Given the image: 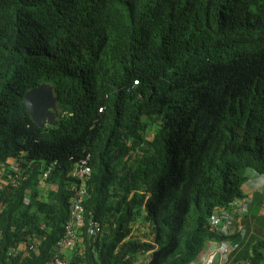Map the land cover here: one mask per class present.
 I'll list each match as a JSON object with an SVG mask.
<instances>
[{"label":"trees","instance_id":"trees-1","mask_svg":"<svg viewBox=\"0 0 264 264\" xmlns=\"http://www.w3.org/2000/svg\"><path fill=\"white\" fill-rule=\"evenodd\" d=\"M43 83L59 116L40 128L23 96ZM8 160L32 171L2 189ZM0 165V264L50 260L82 184L102 233L72 264H190L226 241L227 264H264V195L243 236L213 226L264 178V0H0Z\"/></svg>","mask_w":264,"mask_h":264},{"label":"built area","instance_id":"built-area-1","mask_svg":"<svg viewBox=\"0 0 264 264\" xmlns=\"http://www.w3.org/2000/svg\"><path fill=\"white\" fill-rule=\"evenodd\" d=\"M91 174L90 167L88 166V161H82L77 173L75 174L77 178L84 180L86 177H89ZM19 176L17 175L12 181L11 179L7 182H3L1 185L2 189L4 186H17ZM86 198V188L78 186L75 191L73 198L71 199V205L69 207V217L63 228V234L60 239L55 244V253L52 258L43 264H72L68 259L63 257V253L66 251H71L74 249L80 250L83 252L84 248L81 246L82 235L85 229V233L90 238L96 239L102 233V226L93 220H89L86 224L85 221V208L83 206L84 199ZM234 207H241L242 214L244 213V202L239 201ZM227 213V212H226ZM224 213L220 219L213 221V226L219 228L224 235H228L232 228V218L230 215ZM241 235L244 234V231L239 227ZM237 245L232 242L226 241L222 243L212 242L209 244V247L206 253L199 258L198 262L190 264H227L230 255L235 250ZM19 249L11 248L9 249L8 255L11 257H16L18 255ZM78 264H89V263H78Z\"/></svg>","mask_w":264,"mask_h":264},{"label":"water","instance_id":"water-1","mask_svg":"<svg viewBox=\"0 0 264 264\" xmlns=\"http://www.w3.org/2000/svg\"><path fill=\"white\" fill-rule=\"evenodd\" d=\"M23 102L37 126L40 128L47 125L55 126L58 108L52 86L43 83L28 90L23 96Z\"/></svg>","mask_w":264,"mask_h":264},{"label":"clouds","instance_id":"clouds-1","mask_svg":"<svg viewBox=\"0 0 264 264\" xmlns=\"http://www.w3.org/2000/svg\"><path fill=\"white\" fill-rule=\"evenodd\" d=\"M46 84V83H45ZM51 86V85H50ZM53 88V87H52ZM54 92V91H53ZM55 95V94H54ZM55 98H56V96H55ZM58 108V107H57ZM58 116H59V112H58ZM56 119H57V117H56ZM55 119V120H56ZM55 122V121H54ZM47 126H49V125H47ZM46 127V126H45ZM13 163H9V165H10V168H16L17 170H18V176H19V179L17 180L18 181V184H17V186H15L14 188H16V187H18V185H19V183L21 182V181H23V180H27L29 177H30V172L32 171V163H26V168L24 169V168H19L18 166H16V162L17 161H14V160H11ZM82 163V162H81ZM81 163L79 164V165H77V167H76V169L74 170V172H73V176H75L76 177V173H77V171H78V169H79V167H80V165H81ZM40 168H43V164H40ZM91 170V169H90ZM50 172H51V167H48L47 169H44V171H43V173H42V175H38V177H37V180L39 181V184H38V188H41V189H43V188H45V179L47 178V176L50 174ZM11 179V181L14 179L13 177L12 178H10ZM9 179V180H10ZM79 179V178H78ZM261 180H263V182H264V178H262L261 176H257V175H254V174H252L251 176H250V179H249V181L250 182H254V183H256V184H254V183H252L255 187L257 186V185H259V183L258 182H260ZM248 181V182H249ZM1 182V181H0ZM5 182H7V181H5ZM247 185V184H246ZM8 186V185H7ZM11 187H13V186H11ZM260 187H261V189H262V191H261V194L262 195H264V191H263V188H264V186L262 185V182H260ZM246 192V191H245ZM247 193V192H246ZM241 201H243L244 202V213L242 214V212H241V207L239 208V210H238V213H237V215L236 216H234V215H232L231 216V218H232V228H233V222L238 226V227H241L242 228V230L244 231V234H245V229H244V227H243V225H242V221H243V218L246 216V214H247V211H248V209L250 208V206L252 205V202H253V197L252 196H248V193L247 194H245V197H244V199L243 200H241ZM234 208H236V207H234ZM236 220H235V219ZM240 230V229H239ZM243 234V235H244ZM223 235H224V233H223ZM242 235V236H243ZM226 236V235H225ZM228 236V235H227ZM226 236V237H227ZM233 243V242H232ZM210 244V243H209ZM209 244L207 245V249H208V247H209ZM234 244V243H233ZM236 245V244H235ZM207 249H206V251H207ZM236 249V248H235ZM206 251H202V253H201V256H200V258L206 253ZM66 252H70L69 250L68 251H66ZM234 252V251H233ZM64 255V254H63ZM140 258H142V262H141V264H145L146 262H147V260H148V253H147V255L146 256H143V257H139V259ZM138 259V260H139Z\"/></svg>","mask_w":264,"mask_h":264},{"label":"crops","instance_id":"crops-1","mask_svg":"<svg viewBox=\"0 0 264 264\" xmlns=\"http://www.w3.org/2000/svg\"><path fill=\"white\" fill-rule=\"evenodd\" d=\"M8 163H13L11 160H8ZM14 164V163H13ZM1 166V165H0ZM1 180V179H0ZM252 183H254V182H252ZM254 184H256V183H254ZM251 186L252 187H255L253 184H251ZM244 190L248 193V196H252L253 197V193H256L257 192V190L256 189H254V190H252V188H250V187H248L247 185H245V187H244ZM245 192V193H246ZM246 193V194H247ZM148 231L147 230H144V229H142V231H141V233L142 234H144V233H147ZM135 233H136V231H135ZM64 255H67L68 254V252H64L63 253ZM141 262H142V260H138L135 264H141Z\"/></svg>","mask_w":264,"mask_h":264},{"label":"rangeland","instance_id":"rangeland-1","mask_svg":"<svg viewBox=\"0 0 264 264\" xmlns=\"http://www.w3.org/2000/svg\"><path fill=\"white\" fill-rule=\"evenodd\" d=\"M260 182H262V185L264 186V182H263V180H261ZM260 182H258L259 185H257L256 187H252V186H251L252 182H250V181L247 183V186L250 187V188H252V190H254V189L257 190L256 193H253V194H255L256 196H257V195H261V191H262V189H261V187H260ZM263 191H264V188H263ZM204 251H206V250H204ZM204 251H203V252H204ZM140 260H142V258H140Z\"/></svg>","mask_w":264,"mask_h":264}]
</instances>
